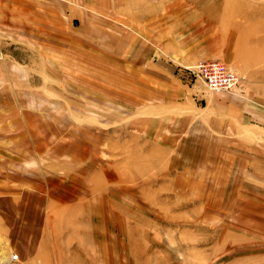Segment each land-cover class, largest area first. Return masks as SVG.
Here are the masks:
<instances>
[{"label": "rangeland", "instance_id": "1", "mask_svg": "<svg viewBox=\"0 0 264 264\" xmlns=\"http://www.w3.org/2000/svg\"><path fill=\"white\" fill-rule=\"evenodd\" d=\"M0 264H264V0H0Z\"/></svg>", "mask_w": 264, "mask_h": 264}, {"label": "built area", "instance_id": "2", "mask_svg": "<svg viewBox=\"0 0 264 264\" xmlns=\"http://www.w3.org/2000/svg\"><path fill=\"white\" fill-rule=\"evenodd\" d=\"M189 71L200 77L212 90H232L237 87L241 78L231 68L220 61H202L189 68Z\"/></svg>", "mask_w": 264, "mask_h": 264}, {"label": "bare ground", "instance_id": "3", "mask_svg": "<svg viewBox=\"0 0 264 264\" xmlns=\"http://www.w3.org/2000/svg\"><path fill=\"white\" fill-rule=\"evenodd\" d=\"M232 69V68H231ZM233 70V69H232ZM234 72V71H233ZM235 73V72H234ZM236 74V73H235ZM237 75V74H236ZM238 76V75H237ZM212 90V89H211ZM214 91H216V90H214ZM219 91H221V90H219ZM20 159H23V158H20ZM56 218V217H55ZM57 219V218H56ZM55 220V219H54ZM56 231V230H55ZM77 256H79L78 254H76L75 256H73L74 257V259H78V258H76Z\"/></svg>", "mask_w": 264, "mask_h": 264}]
</instances>
